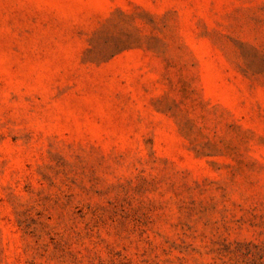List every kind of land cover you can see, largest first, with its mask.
<instances>
[{
  "label": "rangeland",
  "instance_id": "rangeland-1",
  "mask_svg": "<svg viewBox=\"0 0 264 264\" xmlns=\"http://www.w3.org/2000/svg\"><path fill=\"white\" fill-rule=\"evenodd\" d=\"M0 264H264V0H0Z\"/></svg>",
  "mask_w": 264,
  "mask_h": 264
}]
</instances>
